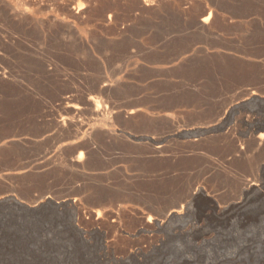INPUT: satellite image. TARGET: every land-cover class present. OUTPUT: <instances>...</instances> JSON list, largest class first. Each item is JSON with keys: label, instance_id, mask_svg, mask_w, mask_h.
<instances>
[{"label": "rangeland", "instance_id": "1", "mask_svg": "<svg viewBox=\"0 0 264 264\" xmlns=\"http://www.w3.org/2000/svg\"><path fill=\"white\" fill-rule=\"evenodd\" d=\"M0 76V264H264V0H0Z\"/></svg>", "mask_w": 264, "mask_h": 264}, {"label": "bare ground", "instance_id": "2", "mask_svg": "<svg viewBox=\"0 0 264 264\" xmlns=\"http://www.w3.org/2000/svg\"><path fill=\"white\" fill-rule=\"evenodd\" d=\"M78 12V11H77ZM206 13V11L204 12V14ZM210 13H208L207 14V16L206 17H204L203 19H202V22L203 23H207V21L208 20H210L209 18H210ZM201 20V19H200ZM0 78H2L1 76H0ZM101 87H103V86H101ZM103 91V90H102ZM101 92V91H100ZM104 92V91H103ZM253 95V94H252ZM252 97V96H251ZM250 97V98H251ZM253 98H255V96H253ZM93 98L91 97V100H92ZM257 99V98H256ZM67 100V99H66ZM93 101V100H92ZM96 110H98V109H96ZM100 113V112H99ZM130 113H132V112H130ZM129 114V113H128ZM134 114H135V112H134ZM130 116V115H129ZM70 122V121H69ZM68 122H65V121H62V127L63 128H65L64 126H65V124H67ZM79 131V130H78ZM254 141H255V143L258 145V146H262V145H264V133H259V134H257L256 136H255V138H254ZM160 148V147H159ZM158 147H157V150L159 149ZM80 149V148H79ZM156 150V151H157ZM162 150V149H161ZM157 154H158V152H156ZM159 153H160V150H159ZM81 154V153H80ZM81 160V155L76 159V163L77 162H79ZM247 187H252L254 184H252L251 182H248V183H246L245 184ZM255 187V186H254ZM197 192L198 193H204V191L202 190V189H197ZM196 192V193H197ZM178 214V213H177ZM173 215V214H172ZM171 215V216H172ZM180 217V216H179Z\"/></svg>", "mask_w": 264, "mask_h": 264}, {"label": "water", "instance_id": "3", "mask_svg": "<svg viewBox=\"0 0 264 264\" xmlns=\"http://www.w3.org/2000/svg\"><path fill=\"white\" fill-rule=\"evenodd\" d=\"M48 204H52V201L48 200L47 202L41 204L40 207L46 206V205H48Z\"/></svg>", "mask_w": 264, "mask_h": 264}]
</instances>
